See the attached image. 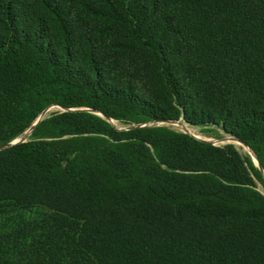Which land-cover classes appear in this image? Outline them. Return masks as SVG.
Returning <instances> with one entry per match:
<instances>
[{"label":"trees","instance_id":"obj_1","mask_svg":"<svg viewBox=\"0 0 264 264\" xmlns=\"http://www.w3.org/2000/svg\"><path fill=\"white\" fill-rule=\"evenodd\" d=\"M52 104L0 150V264H264L248 155L93 113L264 172V0H0V146Z\"/></svg>","mask_w":264,"mask_h":264},{"label":"rangeland","instance_id":"obj_2","mask_svg":"<svg viewBox=\"0 0 264 264\" xmlns=\"http://www.w3.org/2000/svg\"><path fill=\"white\" fill-rule=\"evenodd\" d=\"M63 108L64 107H62V106H60L58 104L49 105L48 107H46L42 111V112H45L44 113V118L49 116V115H51V114H53V113H56V112H62V111H66V110H71V111L78 110L76 108H74V109H66V108L63 109ZM93 113L103 117L102 115H100V112H93ZM110 125L115 130L122 131L124 129L130 128L134 124H126V123H123L122 121H118V120L117 121L110 120ZM158 125L170 128V129L178 131V132L186 133L189 136H191V137H193L195 139L201 140L202 142L207 143V144H212V145L221 146V147L226 145V144H233L241 155H248L250 157L253 165L256 167V169H258L257 165L254 163V160L252 158L253 150H250V149H249V151L246 150L243 147L244 145L239 144V142L237 143V141L233 138V136L223 132L222 130H220V129L214 127V126H206V125L194 126V125H190L188 123H185L182 119L177 120V122L159 123ZM215 133H218L219 136L218 137H214L213 135ZM22 135L23 134H21L16 139L17 140L20 139V137ZM28 136L29 135H28V132H27L26 138ZM28 138L30 139L31 137L29 136ZM258 171L261 174L262 180H260V181L255 180V187H256V190L264 196V173L261 170H259V169H258Z\"/></svg>","mask_w":264,"mask_h":264},{"label":"water","instance_id":"obj_3","mask_svg":"<svg viewBox=\"0 0 264 264\" xmlns=\"http://www.w3.org/2000/svg\"><path fill=\"white\" fill-rule=\"evenodd\" d=\"M63 109H65V108H63ZM44 113L45 112H42L35 120H34V122L28 127L29 128V132H28V135L30 136V134H31V132H32V130L34 129V127L36 126V124L38 123V122H40L42 119H44ZM100 115H102L103 117H104V119L105 120H107V122L108 123H110V120H111V118H108V117H106V116H104L103 114H101L100 113ZM169 122H177V120H157V121H152V122H146V123H142V124H134L133 126H131L130 128L132 129V128H142V127H153V126H160V125H158L159 123H169ZM27 128V129H28ZM237 142H239L240 144H242V145H244L242 142H240L239 140H237L235 137H233ZM14 140V139H13ZM13 140H11L10 142H8V143H6V144H4V145H1L0 146V150H2V149H4V148H8V147H10V146H12V145H14V144H17V143H19V142H24V141H27V140H29V138L27 137V138H25V139H22V140H20V141H16V142H14ZM245 147H247L246 145H244ZM248 148V147H247ZM248 149H250V148H248ZM250 150H252V149H250ZM253 154H254V152H253ZM254 157H255V160H256V165H257V167H258V169L259 170H261L262 172H263V170H262V167H261V165L259 164V162H258V160H257V158H256V156H255V154H254ZM264 173V172H263Z\"/></svg>","mask_w":264,"mask_h":264},{"label":"bare ground","instance_id":"obj_4","mask_svg":"<svg viewBox=\"0 0 264 264\" xmlns=\"http://www.w3.org/2000/svg\"><path fill=\"white\" fill-rule=\"evenodd\" d=\"M27 132H29V128L25 131V132H23L22 134V136L20 137V139H14L13 141L14 142H16V141H20V140H22V139H25L26 138V136H27ZM234 140V139H233ZM235 141V140H234ZM236 142V141H235ZM238 143V142H237ZM240 144V143H239ZM246 150H248L249 151V149L248 148H246L245 146H243ZM252 158H253V160H254V163L255 164H257L256 163V160H255V157H254V155H253V153H252Z\"/></svg>","mask_w":264,"mask_h":264}]
</instances>
